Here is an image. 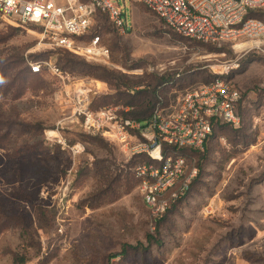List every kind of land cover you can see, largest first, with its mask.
Returning <instances> with one entry per match:
<instances>
[{
    "label": "rangeland",
    "instance_id": "1",
    "mask_svg": "<svg viewBox=\"0 0 264 264\" xmlns=\"http://www.w3.org/2000/svg\"><path fill=\"white\" fill-rule=\"evenodd\" d=\"M113 2L132 30L120 35L96 20L91 32L110 46L108 62L54 47L38 27L0 31V60L15 66L0 82V264H264L263 51L244 54L230 76L244 94L242 123L214 132L206 158L188 157L200 166L198 178L160 226L133 173L147 159L85 132L67 118L61 79L46 68L31 73V62L52 60L66 73L67 89L88 80L107 88L102 96L117 92L103 77L73 70L68 57L136 82L180 72L200 85L253 45L200 42L141 0ZM259 14L264 19V7ZM183 91L169 92L168 105Z\"/></svg>",
    "mask_w": 264,
    "mask_h": 264
},
{
    "label": "built area",
    "instance_id": "2",
    "mask_svg": "<svg viewBox=\"0 0 264 264\" xmlns=\"http://www.w3.org/2000/svg\"><path fill=\"white\" fill-rule=\"evenodd\" d=\"M141 1L183 36L216 45L225 41L253 45L242 46V55L223 63L215 71V79L184 90L175 104L159 102L146 121L128 116L130 107L123 104L93 108L94 96L107 88L88 80L73 91L65 88L66 73L52 60L31 62L30 68L33 72L46 68L61 79V94L70 110L67 118L73 117L85 132L108 138L130 156L148 157L134 171L140 177L138 188L146 206L153 219L159 220L187 194L198 175V167L177 149L203 146L217 119L233 126L241 124L243 92L228 75L240 68L244 54L251 49L264 52V20L247 16L250 9L264 7V0ZM98 11L108 13L120 35L132 30L113 0H0V31L38 27L52 46L88 60L108 62L111 48L103 38L99 34L85 38Z\"/></svg>",
    "mask_w": 264,
    "mask_h": 264
},
{
    "label": "trees",
    "instance_id": "3",
    "mask_svg": "<svg viewBox=\"0 0 264 264\" xmlns=\"http://www.w3.org/2000/svg\"><path fill=\"white\" fill-rule=\"evenodd\" d=\"M260 9H262V8L250 9L247 16H253V17H258L260 19H263L259 16L260 15L259 14ZM98 18H103V25H104V23L105 24L108 23L110 28L115 33L119 34L116 26L110 20L108 13L103 12V11H98L97 16L95 18V22ZM93 26H94V24H93ZM93 26L91 27L89 33L87 35H85V38L88 40L91 36H93L95 34H99L103 38L102 33H100L99 31L91 32ZM10 28H14V27H10ZM194 40H196V39H194ZM207 44H212V43H207ZM213 45H216V44H213ZM65 60L68 61L69 66L73 70L76 69L77 67H79L81 69V71H86V72H89L92 74L99 75V76L103 77L104 79H106L110 84L114 85L116 87V89H118L117 92L114 94H108V95H104V96H102V94H100V95L94 96L93 103H92L93 108H99V107L111 105V104L112 105L123 104L124 106L130 107V110L127 112V115L130 117H133L139 121H146L151 116V114L153 113L154 109L156 108V106L158 105L159 102H162L163 105H168V103H169L168 94L172 90H178V88L179 89L184 88V90H186L188 88L196 86V85L191 86V84L193 82H191L190 78H184L183 73H180L179 76H177L176 73L155 75L153 77L154 78L153 80L142 83L141 81L136 82V81H133L129 78H126L125 75L118 74L114 70L108 69L106 67L95 66V65L83 62V61L81 62V61L76 60L74 58L70 59V58L66 57ZM13 69H15L14 65L10 66L9 62L0 60V79L4 76L3 74L8 73L9 70H13ZM30 71L33 74L41 73V72H33L31 69H30ZM216 76L217 75H215L213 79H215ZM230 76H231V73L228 75L229 79H231ZM138 86H139V88H137ZM121 87H125L127 90L122 91V90H120ZM242 101H243V97H242V100L240 102L239 109L241 108ZM242 120H243V116H242ZM230 126H232V125L228 122H224V121H221L219 119L215 120L213 130H212L211 134L209 135L208 139L205 141L203 146L197 147V148H195V147L179 148V149H177V153L185 155L187 157L193 156V155L194 156L198 155L199 157H201V155H202L203 159L206 158L205 150L208 148V142L210 141V138L212 136L214 137V135H215V133H217V131L223 130L224 128H227ZM232 127H234V126H232ZM237 128H238V126H237ZM90 134H92L94 136L100 135V134H95V133H90ZM100 136H102V135H100ZM136 158H137V160L143 159V158L148 159V157H146V156L136 157ZM197 167H198V175H199V172H200L199 167L200 166L198 163H197ZM133 173H134L135 179L137 181V184L139 185L140 177L136 174L135 171H133ZM198 175L192 180L187 194L184 197L180 198L173 206L177 205L186 196H188L192 186L195 184V182L198 178ZM170 209L165 213V215L161 219L156 220V222L158 223L157 224L158 226H160L161 222L164 220L165 216L168 214ZM148 237H149V241H150V239L152 240L154 238V236L152 234H149Z\"/></svg>",
    "mask_w": 264,
    "mask_h": 264
},
{
    "label": "clouds",
    "instance_id": "4",
    "mask_svg": "<svg viewBox=\"0 0 264 264\" xmlns=\"http://www.w3.org/2000/svg\"><path fill=\"white\" fill-rule=\"evenodd\" d=\"M0 82H2V79H0Z\"/></svg>",
    "mask_w": 264,
    "mask_h": 264
}]
</instances>
